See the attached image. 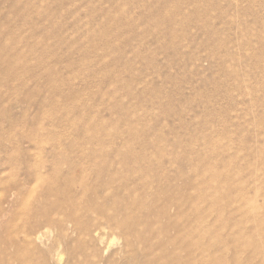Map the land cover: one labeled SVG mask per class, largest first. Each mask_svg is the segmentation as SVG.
<instances>
[{"label":"rangeland","instance_id":"374dc122","mask_svg":"<svg viewBox=\"0 0 264 264\" xmlns=\"http://www.w3.org/2000/svg\"><path fill=\"white\" fill-rule=\"evenodd\" d=\"M0 264H264V0H0Z\"/></svg>","mask_w":264,"mask_h":264},{"label":"bare ground","instance_id":"6f19581e","mask_svg":"<svg viewBox=\"0 0 264 264\" xmlns=\"http://www.w3.org/2000/svg\"><path fill=\"white\" fill-rule=\"evenodd\" d=\"M55 173H57V172H55ZM78 173H81V174L79 175ZM103 173H104V175H102ZM122 173H123V170L120 169V168H115V164H106L105 166L97 165L96 163L86 164L84 162H78L76 164H74V163L69 164V166H68V174H67V178H66L65 182H67V184H68V186L70 188V192L67 193V194H69V200H70L71 206H73V209H76L77 211L81 209V210L86 211L88 213H95V212H98V211H105V209H106L105 205H99V204L95 203V200L97 199L96 198V193H97V191L103 192V190H105L107 192H110L111 190H113L115 188V185H116V182H117L116 179L119 178ZM141 174H143V173H141ZM102 177H104L106 179L103 180ZM91 178L93 179L92 182H91ZM100 178L102 179V181L100 180ZM218 179L220 180V178H218L215 174H213V176H211V178L209 179V185L215 186V188H217V185L219 183ZM98 180H99L100 183L98 182ZM122 182H124V181H122ZM239 184H242V183H239ZM90 187L92 188V191L95 194L93 195V193H91V195H92V196H90V197H92L91 200L88 199L89 201L87 200V201L84 202V200H85L84 198L87 199V196L91 192ZM214 196H216V195H214ZM130 197H131V195H130ZM98 198H99V196H98ZM201 198H202V195L199 196V198H197V199L201 200ZM130 199H129V201H131ZM241 200L242 201H240V202H242V204L244 203V205H246V207L249 210H251L253 212H256V216H258L259 206H258V204H256V202L254 200L248 199L245 196H242ZM178 205H180V204H178ZM182 207H183V205H182ZM180 210H182V209H180ZM162 211L164 212L163 213L164 216L168 214V209L167 208H164ZM240 214H242V213H240ZM49 222H51V221H49ZM190 232H192V229H191ZM37 235H39V234H37ZM37 235H35V237ZM39 238H40V235L38 236V239ZM29 239H34V238H29ZM146 240L147 239H145L144 241H146ZM194 247H195V245H194Z\"/></svg>","mask_w":264,"mask_h":264}]
</instances>
